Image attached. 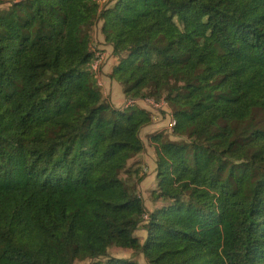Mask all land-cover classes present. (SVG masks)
<instances>
[{
  "label": "trees",
  "instance_id": "16d2710c",
  "mask_svg": "<svg viewBox=\"0 0 264 264\" xmlns=\"http://www.w3.org/2000/svg\"><path fill=\"white\" fill-rule=\"evenodd\" d=\"M94 3L20 0L0 15V264L98 259L110 247L149 264H264V0ZM44 68L54 82L42 83ZM103 78L125 100L165 105L118 109L102 99ZM165 112L175 126L158 123ZM205 121L213 133L200 142ZM147 126L162 203L151 213L120 179L146 178L131 161Z\"/></svg>",
  "mask_w": 264,
  "mask_h": 264
},
{
  "label": "rangeland",
  "instance_id": "374dc122",
  "mask_svg": "<svg viewBox=\"0 0 264 264\" xmlns=\"http://www.w3.org/2000/svg\"><path fill=\"white\" fill-rule=\"evenodd\" d=\"M20 0H0V15H2L3 13L9 11L11 9L10 5L13 3H17ZM96 4H97V0H93ZM94 3V4H95ZM98 6V4H97ZM99 8V6H98ZM8 25L11 29L12 32H15V28H13L12 23L9 21ZM57 79V75L49 68H44L42 70V83H46V82H54ZM204 94V93H202ZM113 103L115 104L117 101V98L113 96ZM116 105V104H115ZM257 112V111H255ZM169 112H165V115L162 116L163 118L166 119L167 116H169ZM255 117H262V114L260 112H257L256 114H254ZM158 123H162L163 120H158ZM161 121V122H160ZM205 127L202 131V134L199 138V141H204L206 140L208 137H210V135L213 133V128L209 125V123L207 121H205L204 123ZM161 126H163V124H158L157 128H161ZM148 128L149 126L145 127L144 129ZM154 130V129H152ZM152 130H148V132L152 131ZM160 130V129H159ZM147 134V138H148ZM146 138V139H147ZM171 142L176 143V144H182V143H186L187 141L185 139L179 138V140H171ZM156 158V156H155ZM153 163H155V161H153ZM146 166H148L147 163H145ZM157 171V170H156ZM124 183L126 185V188L129 192H131V199L132 197L134 198H138L137 196L139 195V193H143V195L145 194L146 198L150 199L151 201L155 202L154 198H152V191L149 189V187L146 185L145 188H143L142 184H128L127 183V179H123ZM144 181V180H143ZM142 181V182H143ZM140 196H142V194H140ZM141 199H139L140 201ZM144 220H148V214L144 215ZM143 226L140 225L139 229L134 233V236L142 243L143 240L145 239L146 236V231L145 233L142 231ZM40 252L44 253L45 250L41 249L39 250ZM107 255L106 257H102V258H98V259H87V258H74L72 256H68L66 258V260H64L65 255L63 253H54L51 252V256L50 259L52 260V264H106V261L110 258H117V259H135L137 261L138 264H149L147 262H145L144 257L142 255V252L139 251V253H134L132 250H124V249H120L117 247H110L107 250Z\"/></svg>",
  "mask_w": 264,
  "mask_h": 264
},
{
  "label": "crops",
  "instance_id": "0c3cea01",
  "mask_svg": "<svg viewBox=\"0 0 264 264\" xmlns=\"http://www.w3.org/2000/svg\"><path fill=\"white\" fill-rule=\"evenodd\" d=\"M101 82L103 84V85L101 84L102 85L101 93L103 96L108 97L107 103L118 108V109H122L123 103L126 100L122 94L120 86L117 83H115L114 81H110V80H107L105 78H103L101 80ZM113 96L117 98V101L115 103L116 105L113 103L114 102ZM148 130H149L148 128L142 129L141 133H140L141 139L143 140L144 145H145L143 153L138 155L131 162H136V163L140 164V166L146 172V178L144 179L143 182L140 183L143 185V188H145L147 185L151 191H154L156 188L157 171H156V164L153 163V161H155L154 148L148 143V141L146 139L147 134H151V132H148ZM182 144H184V143H182ZM145 163H147L148 166H146ZM124 178L127 179V183L130 184L129 183L130 177L129 176L120 177V179L123 183H124V180H123ZM124 185H125V183H124ZM124 194H126L128 196V198L131 199V192H129L127 190L126 185H125ZM140 194H142V200L139 201L138 204L144 206L149 213L153 212L154 210L159 209L162 206L161 202H157V201L153 202V201H151V198L150 199L146 198L145 194L143 195V193H141V192L139 193L138 196H140ZM142 231L145 233L144 230H142Z\"/></svg>",
  "mask_w": 264,
  "mask_h": 264
},
{
  "label": "built area",
  "instance_id": "2783aa9c",
  "mask_svg": "<svg viewBox=\"0 0 264 264\" xmlns=\"http://www.w3.org/2000/svg\"><path fill=\"white\" fill-rule=\"evenodd\" d=\"M107 3H108V0H97L99 10L105 9L107 6ZM97 48L100 50V48L96 44H92L89 47L90 57H89V61L87 63V68L96 74L99 73V68L101 66V63L104 60V54L101 51L99 52L97 50ZM99 85L102 87L101 84H99ZM102 99L107 100L108 97L102 95ZM138 103H143L146 107L153 108L155 110H160L165 105L163 100L156 102V101H154L152 99H148V98H133V99L126 100L123 103L122 109L132 107V106H136ZM161 118H162V116L157 117L158 120H161ZM166 120L170 121V127L175 126L176 123H175V120L173 119L171 114H169V116L166 117ZM153 121H156V119H153Z\"/></svg>",
  "mask_w": 264,
  "mask_h": 264
}]
</instances>
